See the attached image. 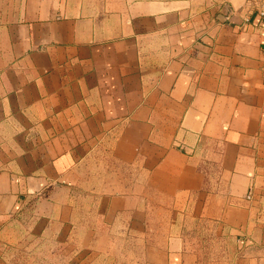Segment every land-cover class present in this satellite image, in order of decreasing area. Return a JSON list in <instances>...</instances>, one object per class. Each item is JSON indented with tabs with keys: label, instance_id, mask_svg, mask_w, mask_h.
Here are the masks:
<instances>
[{
	"label": "crops",
	"instance_id": "0c3cea01",
	"mask_svg": "<svg viewBox=\"0 0 264 264\" xmlns=\"http://www.w3.org/2000/svg\"><path fill=\"white\" fill-rule=\"evenodd\" d=\"M17 228V229H16ZM119 264H264V25L250 0H0V234Z\"/></svg>",
	"mask_w": 264,
	"mask_h": 264
},
{
	"label": "rangeland",
	"instance_id": "374dc122",
	"mask_svg": "<svg viewBox=\"0 0 264 264\" xmlns=\"http://www.w3.org/2000/svg\"><path fill=\"white\" fill-rule=\"evenodd\" d=\"M57 240L41 232L33 233L30 228L2 232L0 264H119L113 255L79 251ZM197 242L196 248L202 253L203 264H214L217 255L214 244L203 232L199 233Z\"/></svg>",
	"mask_w": 264,
	"mask_h": 264
},
{
	"label": "built area",
	"instance_id": "2783aa9c",
	"mask_svg": "<svg viewBox=\"0 0 264 264\" xmlns=\"http://www.w3.org/2000/svg\"><path fill=\"white\" fill-rule=\"evenodd\" d=\"M255 4V10L263 21L264 25V0H250Z\"/></svg>",
	"mask_w": 264,
	"mask_h": 264
}]
</instances>
